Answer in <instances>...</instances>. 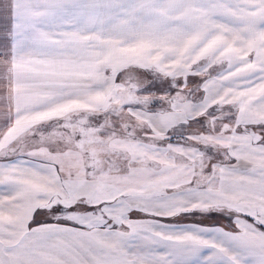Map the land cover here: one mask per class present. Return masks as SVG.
I'll return each mask as SVG.
<instances>
[{
	"label": "snow or ice",
	"instance_id": "snow-or-ice-1",
	"mask_svg": "<svg viewBox=\"0 0 264 264\" xmlns=\"http://www.w3.org/2000/svg\"><path fill=\"white\" fill-rule=\"evenodd\" d=\"M0 264H264V0L0 4Z\"/></svg>",
	"mask_w": 264,
	"mask_h": 264
},
{
	"label": "crops",
	"instance_id": "crops-1",
	"mask_svg": "<svg viewBox=\"0 0 264 264\" xmlns=\"http://www.w3.org/2000/svg\"><path fill=\"white\" fill-rule=\"evenodd\" d=\"M7 3V0H0V4H4ZM200 216L199 214L193 215V216H189L184 218V220L179 221V222H202L204 224H221V225H227L229 222L226 218H224L223 216L220 215H213L211 217L208 218H202L201 220L198 219L197 217ZM197 218V219H196ZM225 220L226 224L220 223V219ZM164 222H175V221H164Z\"/></svg>",
	"mask_w": 264,
	"mask_h": 264
},
{
	"label": "rangeland",
	"instance_id": "rangeland-1",
	"mask_svg": "<svg viewBox=\"0 0 264 264\" xmlns=\"http://www.w3.org/2000/svg\"><path fill=\"white\" fill-rule=\"evenodd\" d=\"M197 218L201 220L203 217H201V216H198ZM197 218H196V219H197ZM222 222H223V224H226V223H225V220H223V218H222V219H220V223H222Z\"/></svg>",
	"mask_w": 264,
	"mask_h": 264
}]
</instances>
